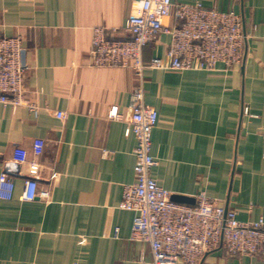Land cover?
<instances>
[{
    "label": "crops",
    "instance_id": "crops-1",
    "mask_svg": "<svg viewBox=\"0 0 264 264\" xmlns=\"http://www.w3.org/2000/svg\"><path fill=\"white\" fill-rule=\"evenodd\" d=\"M140 1L0 0V36L23 38L27 96L40 109L0 103V174L14 182L13 196L0 198V264H153L150 245L131 238L134 212L119 207L135 179L136 137L125 129L140 86L158 111L152 177L174 195L204 193L241 221L264 219V0H198L241 15L247 37L239 65L151 67L153 57L167 62L165 31L144 47L140 77L127 67L91 65L94 28L124 35ZM111 108L122 118H110ZM37 138L45 140L40 156ZM22 150L38 162L36 175L14 159ZM34 176L48 197L23 199ZM203 264L264 259L216 249Z\"/></svg>",
    "mask_w": 264,
    "mask_h": 264
},
{
    "label": "built area",
    "instance_id": "built-area-1",
    "mask_svg": "<svg viewBox=\"0 0 264 264\" xmlns=\"http://www.w3.org/2000/svg\"><path fill=\"white\" fill-rule=\"evenodd\" d=\"M174 17L175 23L165 25L164 18ZM162 31L170 35L166 51L167 62L153 57L151 67L185 70L215 69L219 63L233 67L244 59L246 33L243 20L233 10L223 11L195 3H175L173 0H141L136 13L130 15L123 28L97 26L93 30L90 64L121 66L142 75L146 67L143 49L155 42ZM126 34V35H125ZM21 36H0V103L13 108L26 105L38 115L39 106L27 96L25 77L28 65L23 59ZM144 88L132 94V114L125 134L136 137L135 179L124 187L120 208L134 212L131 238L150 245L153 264H203L206 255L223 249L229 255H260L264 259V219L241 221L235 210L227 209L218 200L204 193L195 195L192 202L173 199V193L160 185L151 175L157 164L152 154L153 129L158 111L144 101ZM245 113L249 114L248 107ZM58 117L65 112L57 111ZM110 118L121 119L116 108ZM45 140L34 139L33 152L40 156ZM18 162H27L32 175L39 164L30 160L26 151L14 154ZM12 177L0 174V198H11ZM48 192H39L36 176L25 182L23 199L33 200Z\"/></svg>",
    "mask_w": 264,
    "mask_h": 264
},
{
    "label": "water",
    "instance_id": "water-1",
    "mask_svg": "<svg viewBox=\"0 0 264 264\" xmlns=\"http://www.w3.org/2000/svg\"><path fill=\"white\" fill-rule=\"evenodd\" d=\"M173 199L181 202H192L193 198L192 197H187L184 195H173Z\"/></svg>",
    "mask_w": 264,
    "mask_h": 264
},
{
    "label": "rangeland",
    "instance_id": "rangeland-1",
    "mask_svg": "<svg viewBox=\"0 0 264 264\" xmlns=\"http://www.w3.org/2000/svg\"><path fill=\"white\" fill-rule=\"evenodd\" d=\"M216 250V249H215ZM226 252V251H225Z\"/></svg>",
    "mask_w": 264,
    "mask_h": 264
}]
</instances>
